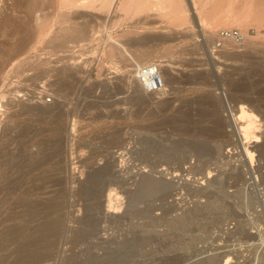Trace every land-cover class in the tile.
I'll use <instances>...</instances> for the list:
<instances>
[{
    "label": "rangeland",
    "instance_id": "rangeland-1",
    "mask_svg": "<svg viewBox=\"0 0 264 264\" xmlns=\"http://www.w3.org/2000/svg\"><path fill=\"white\" fill-rule=\"evenodd\" d=\"M123 1L127 0H116L108 13L99 6V2L97 7H93L81 6L79 2L78 5H71L74 3L73 0H0V103L2 102L0 104V149L5 143V134L12 129L11 127L14 128L15 125L30 129L35 125L31 119L32 116L24 112V105L32 102L51 105L58 101L60 105H64V114L66 113L63 114L62 123H65L63 140H65V149L67 148L65 158L62 155L59 158L62 162L58 172L61 171L60 177L67 183L69 192L73 190L71 194L74 195H69L68 207L66 206L67 209H65L68 227L75 230L86 214V208L90 205L91 207L106 205L104 196L102 194L100 196L101 184L104 185L105 189L102 191L105 194L108 192L109 196L114 198L113 201L116 202L119 199L123 204L115 209L114 215L111 216L113 220L110 232L112 233L109 234L110 240L107 245H104L106 251L92 249L99 264L107 263L106 258L110 261L107 264H203V260L206 261L209 258L211 262L208 260V264H214V262L215 264H264L263 152L260 148H253L255 143H252L250 149L255 153V162L251 163L246 156L244 158L241 155L236 146L228 145L224 150V153L228 155L220 158L215 166L214 163L206 162L210 159L207 156L202 158L201 155L190 151L188 152L192 155L188 154L187 148L195 139L193 133L190 131L182 134L175 127L177 123L182 125L197 122L209 123V118H201L200 110L209 111L210 115L215 110L221 112L224 108L221 96L228 94L233 101L232 105L237 106L243 103L258 116L257 123H260L258 129H261V134L264 133V21L257 22L255 16L260 9L264 11V1L259 0V2L262 1L259 6L257 0H193V2L166 0V5L160 7L155 5L156 0H150L148 6L140 8L144 0H134L127 18L121 16L120 3ZM196 13L204 18L203 26L195 22L194 14ZM233 29L243 33L245 36L243 43L219 39L218 34L221 30ZM159 34L161 38L167 40L163 45L156 46L158 41H150L151 43L142 41L144 37H159ZM125 39L129 41L136 39L135 43L138 44L133 43L134 46L128 48L135 56L139 51L145 55L150 49H153L154 53L148 58L142 57L143 60L141 59V62L139 60L140 66L132 61L125 63L124 59L116 53V45ZM23 41L24 44H22ZM135 56L133 58H136ZM74 58L75 60L78 58L79 63H76ZM155 64L160 66L162 75L168 81L161 94L157 93L158 100H155L157 102H152L145 109V104L140 105V102L138 103L135 99L137 91L127 89L125 78L127 76L136 78L140 68H150ZM61 68H68L73 72L72 79L69 78L68 81L71 84L61 83L58 76ZM173 78H177L176 82ZM200 80L201 83L204 82L203 80L207 82L201 85ZM54 81H57L56 84ZM230 82H233L232 85ZM146 95L149 96V94ZM146 95L142 94L143 101L145 97V100L148 99ZM52 99L55 101L53 102ZM163 99L165 100L162 101ZM211 99L216 101L213 100V102ZM148 112L153 114L147 115ZM155 123L159 125L153 127L152 124ZM39 127L44 130L49 125L43 124ZM188 127L191 128L190 124ZM261 136L263 139L264 135ZM36 139L40 142L44 141L45 146L49 148L51 145L48 143L53 144L50 133ZM149 140L151 143L148 142ZM32 143L26 147H19L18 153L22 156L27 155ZM146 146L148 150L155 146L157 149L160 148L162 155L166 153V157L164 155L165 158L161 157L160 151L159 153L156 151L158 154L156 152L153 154L154 151H148ZM125 147H129L130 150H126ZM165 147L168 151L163 149ZM228 148L231 152H228ZM176 149L180 150L177 154L173 152ZM169 152L175 153L174 157L177 156L179 159H174ZM94 153L97 157H94ZM118 154L121 156L119 157ZM180 154L186 155L185 164L184 161L181 163ZM94 159L96 167L101 165L102 167L104 165L103 168L106 167L103 173L104 179L101 176L96 182L89 180ZM57 161L58 158H52L47 165L25 175L17 189L12 188L15 193L6 188L0 190V257L2 260H7L5 264H9L13 259L12 251L17 243L11 244L7 250H1L5 240L2 233L8 228L24 224L23 219L17 217L25 213L26 203L35 205L47 203L52 196L50 192L53 189L51 187L53 177L41 176L43 173L53 172L50 168ZM142 164L165 172L163 175L168 176L166 178L161 173L165 179L175 180V183L178 181L179 186L175 189L177 191L173 190L172 196L164 201L167 195L162 193L163 197L159 193L158 196L153 195L157 199L147 196L128 203V198L133 195V192L139 193L135 190L139 177L135 175ZM153 164H161V166L153 167ZM190 165L194 170L188 168ZM167 167L169 170H166ZM215 167L217 168L214 170ZM4 170L6 171V168ZM208 170L212 172L211 180L215 179L213 181L217 182L212 181V185L206 184L204 179L205 185H202L204 178L202 176L208 177ZM148 173L161 177L160 173L152 171ZM13 176L16 178L19 175L16 173L9 177V182L15 179L12 178ZM187 178L190 181L183 183L184 180L182 182L181 179ZM198 178L199 180L201 178L200 182L195 181ZM116 179H120L119 182ZM1 182L3 181H0V186ZM114 182L117 183L114 185ZM180 183L183 184L180 185ZM39 185H42V188ZM84 185L86 188L89 186L95 189L94 192L90 195H79L78 190ZM8 192L11 197L8 196ZM211 203L216 206H212ZM14 206L15 209H13ZM126 206L129 208L127 214L124 213ZM201 206L206 209L202 211L203 213L190 217L191 221L190 219L185 221L184 218H188L185 214L188 215L189 212ZM121 214L123 217L120 216ZM22 217L27 219L26 214ZM252 221L256 222V226L252 227ZM142 237L146 240L144 241L143 238L141 242L139 239ZM251 237L254 238L251 239ZM70 246V244L64 245L65 252L61 254L62 256L56 254L58 256L55 255L54 263L62 262L63 264L62 257L71 253ZM92 246V243H86L84 247ZM103 258L105 261L102 260Z\"/></svg>",
    "mask_w": 264,
    "mask_h": 264
},
{
    "label": "bare ground",
    "instance_id": "bare-ground-1",
    "mask_svg": "<svg viewBox=\"0 0 264 264\" xmlns=\"http://www.w3.org/2000/svg\"><path fill=\"white\" fill-rule=\"evenodd\" d=\"M65 1V0H64ZM70 1V0H69ZM75 0H73L74 2ZM152 1V0H151ZM193 2V0H190ZM264 1V0H263ZM79 2V4L81 6H93V7H97V5L99 4V6L104 9L106 12L110 13V9L113 7V5L115 4L116 0H77L76 2L72 3L71 5H78L77 3ZM97 2H99L97 4ZM249 2V1H248ZM258 5L260 6V1L257 0ZM71 3V2H69ZM119 3V2H118ZM134 4V0H127L126 2L123 1L120 3V10L122 11V17L127 18V16L130 14L131 8L133 7ZM150 4V0H144L143 5H140V8H144L146 6H148ZM166 5V0H156L155 5L156 6H162ZM192 4V3H191ZM36 4H34L35 6ZM153 5V4H152ZM164 5V6H165ZM190 5V4H189ZM195 5V3H194ZM257 5V6H258ZM264 6V5H263ZM189 7V6H188ZM195 7V6H194ZM256 7V6H255ZM184 8V7H183ZM260 8V7H259ZM186 9V8H185ZM218 9V8H216ZM184 10V9H183ZM262 9H260L259 12H257L256 16V20L259 23H262L264 21V11H261ZM104 11V12H105ZM190 12V11H189ZM246 12V11H245ZM191 13V12H190ZM67 15V14H66ZM193 15V14H192ZM196 15V16H195ZM252 15V13H251ZM69 16V15H67ZM93 17H95L94 15H92ZM98 16V15H97ZM136 16V15H135ZM195 19L198 23V25L203 26L204 23V18L201 17V14H194ZM252 16V17H255ZM224 17V16H223ZM251 17V18H252ZM66 18V17H65ZM104 18V17H103ZM120 18V17H119ZM98 19V18H97ZM100 20V19H99ZM126 20V19H125ZM255 20V21H256ZM264 23V22H263ZM262 25V24H261ZM77 27V26H76ZM80 27V26H79ZM68 28H66L67 30ZM106 29V28H104ZM84 30V29H83ZM107 31V30H106ZM65 32V31H64ZM100 33V32H99ZM70 34V33H69ZM84 35V34H83ZM163 35V34H161ZM184 35V34H183ZM182 36V35H181ZM187 37L189 35H186ZM82 37V36H81ZM95 37V36H94ZM166 38V37H165ZM56 40V39H55ZM60 40V39H58ZM87 40V39H86ZM158 41L159 43L156 46H160L163 45L164 43L167 42V40H164V38L159 37L158 36H152V37H144L142 38V41ZM25 41V40H24ZM24 41L22 42V44H24ZM63 41V40H61ZM136 41V39H135ZM135 41H129V40H123L120 41V43H118L116 45V53L119 55V57H122L126 62L128 63H132L134 62L135 65H141V59L143 60V58H145V56L148 58V56H150L151 54H153V49H150L147 51V53L145 55H142L139 51V53H136L137 55H133L128 48L131 47L133 45V43H135ZM139 42V41H138ZM148 43V42H147ZM151 43V42H150ZM136 45L138 43H135ZM125 47H123V46ZM141 45V44H140ZM134 46V45H133ZM157 48V47H156ZM137 51V50H136ZM155 51V50H154ZM138 52V51H137ZM135 56L136 58H133V56ZM138 56V57H137ZM261 56V55H260ZM82 57V56H81ZM80 57V60L82 59ZM143 57V58H142ZM138 59V60H136ZM71 60V58H70ZM75 60V58H74ZM84 60V59H83ZM82 60V61H83ZM140 60V62H139ZM2 61V60H1ZM78 58L75 60L76 63L78 62ZM198 61V60H197ZM81 62V61H80ZM263 62V60H262ZM199 63V62H198ZM144 64V63H143ZM154 65V63H151ZM150 64V65H151ZM185 64V63H184ZM196 64V63H195ZM264 64V63H263ZM133 65V64H132ZM197 65V64H196ZM200 65V64H199ZM205 65V64H204ZM260 66V64H258ZM70 66V65H69ZM128 66V65H127ZM131 66V65H130ZM201 66V65H200ZM203 66V65H202ZM1 67V66H0ZM65 67V66H64ZM159 67V68H158ZM264 67V66H263ZM72 68V67H71ZM85 68V67H84ZM139 68V67H138ZM62 70L59 71L58 76L59 79L62 82H67L69 81V78L72 79V75L73 72H71L68 68H61ZM141 69V70H140ZM140 72L136 75V78H128V76L125 78V84L127 86V89H131V91L135 92L137 91V97L135 98L136 101H138V103L141 105L142 103L145 104V109H147L152 102H157L155 101L157 99V93L161 94V92L164 90L163 87H165V85L167 84V79L162 75V71L160 70V66L155 64V66H151L150 68H147L148 71V75H154V77H156V75H160L159 79L161 82V89H158L156 91L153 92H148L145 88V84H144V68H140ZM260 69V68H259ZM72 70V69H71ZM86 70V69H85ZM235 70V69H234ZM73 71V70H72ZM190 71V70H189ZM84 72V71H83ZM197 72V71H196ZM200 72V71H199ZM169 73V72H168ZM198 73V72H197ZM165 74V72H164ZM200 74V73H198ZM169 75V74H167ZM233 75V74H232ZM171 76V75H169ZM209 76V75H208ZM207 76V77H208ZM231 77V76H230ZM58 78V77H57ZM74 78V77H73ZM164 78V79H163ZM82 79V78H81ZM80 79V80H81ZM174 81L177 79L173 78ZM187 79V78H186ZM191 80V78H189ZM201 79V78H200ZM172 80V78H171ZM197 80V78H196ZM230 80V79H229ZM58 81V80H57ZM56 81V82H57ZM75 81V80H74ZM73 81V82H74ZM123 81V80H122ZM185 81V80H184ZM205 82V80H203ZM55 82V81H54ZM55 82V84H56ZM71 82V80H70ZM176 82V81H175ZM191 82V81H190ZM199 82V81H198ZM202 81L200 80L199 83H201ZM203 82V83H204ZM207 82V81H206ZM206 82L204 84H206ZM119 83V82H118ZM194 83V82H192ZM201 83V85L203 84ZM231 83V82H230ZM233 83V82H232ZM231 83V85H232ZM238 83V82H237ZM236 83V84H237ZM51 84V83H50ZM54 84V83H53ZM71 84V83H68ZM67 84V85H68ZM169 84V83H168ZM209 83H207L208 85ZM241 84V83H240ZM63 85H65V83H63ZM66 85V88L68 87ZM110 87V86H109ZM173 87V86H170ZM234 87V86H233ZM238 87V86H237ZM123 88V87H122ZM163 88V89H162ZM166 88V87H165ZM169 88V87H168ZM174 88V87H173ZM176 88V87H175ZM245 88V87H244ZM243 88V89H244ZM77 89V88H75ZM74 90V89H73ZM119 90V88H118ZM176 90V89H175ZM234 90V89H233ZM264 90V89H263ZM128 91V90H127ZM126 91V92H127ZM240 91V90H239ZM243 91V90H241ZM245 91V89H244ZM65 92V91H64ZM68 92V91H67ZM72 92V91H71ZM129 92V91H128ZM62 93V92H61ZM69 93V92H68ZM131 93V92H130ZM151 93V94H150ZM87 94V92H86ZM122 94V93H121ZM132 94V93H131ZM136 94H134L136 96ZM142 94L146 95L148 97L147 100L143 101V96ZM90 95V94H89ZM88 95V96H89ZM124 95V94H122ZM157 95V96H156ZM66 96V95H65ZM121 96V95H120ZM42 98V97H41ZM220 98V97H219ZM250 98V97H248ZM5 99V98H4ZM59 99V98H58ZM70 99V98H69ZM121 99V98H120ZM204 99V98H201ZM221 99L223 101L224 104V108L221 112H219V110H215L211 115L209 113V111L207 112L204 109L200 110L201 113V118L202 119H206L209 118L210 122L209 123H203V122H197V123H185V125H182L181 123H177L176 124V130H178L179 132H181L182 134H187L191 131V133H193L194 136V141L190 144V146L187 148V152L190 151L197 153L198 155H201L202 158H204L203 156H207L210 159L207 160L206 162L208 163H217V161L220 160V158H224L225 155L228 153H224L226 146L228 145H234V147L236 146L238 148V150L240 151L241 155L246 156V158H248L250 160L251 163L255 162L254 159V155L255 153L253 152V150H251V144L255 143V145L253 146V148H260L261 151L263 152L264 155V138L262 139L264 135V133H260L261 129L260 128V123L257 121L258 120V116L251 110L248 109L243 103L240 105H232V102L228 96V94H222ZM240 99V98H239ZM10 100V99H8ZM53 100V99H52ZM118 100V99H116ZM158 100V99H157ZM165 99H163L162 101H164ZM212 101L214 99H211ZM220 100V99H219ZM55 100H53L54 102ZM60 101V100H59ZM98 101V100H97ZM161 101V102H162ZM203 101V100H202ZM216 101V100H214ZM213 101V102H214ZM221 101V100H220ZM253 101V100H252ZM255 101V100H254ZM11 102V101H10ZM14 102V101H13ZM61 102V101H60ZM66 102V101H65ZM87 103V101H85ZM89 102V101H88ZM120 102V101H118ZM135 102V101H134ZM160 102V103H161ZM169 102V101H168ZM195 102V101H194ZM205 102V101H203ZM210 102V101H209ZM211 102V103H213ZM2 103V102H1ZM0 103V104H1ZM15 103V102H14ZM25 103V102H24ZM30 103V102H28ZM93 103V102H92ZM94 103L97 104L96 101H94ZM131 103V102H130ZM137 103V104H138ZM165 103V102H164ZM167 103V102H166ZM200 103V101H199ZM208 103V102H207ZM219 103V102H218ZM240 103V102H238ZM248 103V102H247ZM10 104V103H9ZM23 104V103H22ZM50 104V103H49ZM89 104V103H88ZM94 104V105H96ZM113 104V103H112ZM121 104V103H120ZM204 104V103H203ZM206 104V102H205ZM204 104V105H205ZM215 104V103H214ZM220 104H222V102H220ZM66 105V104H65ZM85 105V103H84ZM91 105V103H90ZM126 105V104H125ZM128 105V103H127ZM202 105V104H201ZM217 105V104H216ZM214 105V106H216ZM64 105H60V103L58 101H56L55 103L51 104V105H47V104H37L36 103H31L29 105H24L23 106V110L24 112L30 114L32 116L31 119H33V121L35 122V125L32 126V128L27 129V128H23L22 126H15L14 124V128L11 127L12 129H9L8 132L5 134V143L3 145V147L0 149V181L2 180L3 182H1V186H0V190L1 189H9L10 191L14 192L13 189H17L16 187L19 186L23 180V178L25 177V175L29 174L30 172H32L33 170L42 168L43 166L47 165L48 163H50L52 158H58V161L55 162V164L53 165L52 168H50L51 170H53V172L51 173H43V175L41 177H53V180L51 183L53 187V189L51 190L50 193H52V196L49 198V200L47 201V203H45L44 205H42V203H39L40 205H35V204H25L24 205V211L27 216V219H24L22 217V215L24 216V214H21V216L18 217L19 219H23L24 224H18L16 226H13L11 228H8V230L4 231L2 233L3 237H5L4 241H3V245L1 246V250H7V248L13 244V243H17L16 248L12 251V255H14L13 259L11 260V262L9 264H56L54 263L55 260V255L56 254H63L65 251L63 250L64 245L70 244L71 249H70V254L69 255H64V262H66V264H94L96 261L98 262V260L96 259L97 257L95 256L94 252H92V249H98V250H104L106 251V247L104 249V245H107L109 239V234L111 235L112 231L110 232L111 229V223L112 220V214L113 211L115 209H118L120 207L121 204V200L119 201H113L109 196V193L106 192V194L102 191L105 188H103V184H101V187H97L100 190V196L101 194L104 196V200L106 205L104 203V206H97L95 207H91L92 205H90L89 207L86 208V214L84 215V217L79 221L78 223V227L75 228V230H71L67 223H68V219H67V215H66V211L65 209H67V203H68V198L69 195H72L71 193H73L72 191L69 192V187L67 188V183L63 182V179L60 177L61 176V171L58 172V170H60L59 166L62 162L61 159H59L61 157V155L65 158V153L67 152V148L65 149V140H63V136H64V132L66 130L65 128V123H62V117L66 114H64ZM134 106V105H133ZM136 106V104H135ZM210 106V105H209ZM213 106V107H214ZM88 107V106H86ZM139 107V105H138ZM201 107V106H200ZM199 107V108H200ZM218 107V105H217ZM258 107V106H257ZM84 108V107H83ZM198 108V110H199ZM216 108V107H215ZM124 109V108H123ZM156 109V108H154ZM219 109V107H218ZM117 110V109H116ZM152 110V108H151ZM187 110V109H186ZM212 110V109H211ZM138 111V110H137ZM155 111V110H154ZM157 112V111H156ZM119 113V112H118ZM133 113V112H132ZM188 113V112H187ZM191 113V112H189ZM199 113V114H200ZM24 114V113H23ZM64 114V115H63ZM117 114V113H116ZM152 115L151 112H148L147 115ZM264 114V113H263ZM115 115V112H114ZM119 115V114H118ZM121 115V113H120ZM146 115V114H145ZM193 115V114H192ZM116 116V115H115ZM187 117V116H186ZM191 117V116H190ZM178 118V117H176ZM194 118V117H193ZM200 118V119H201ZM264 118V117H263ZM174 119V118H173ZM181 119L182 116H181ZM179 119V120H181ZM186 119V118H185ZM198 119V118H197ZM260 119V118H259ZM178 120V119H176ZM178 120V121H179ZM182 121V120H181ZM186 121V120H184ZM163 122V121H162ZM188 122V121H187ZM208 122V121H207ZM261 122V121H260ZM18 123V122H17ZM22 123V122H20ZM168 123V122H165ZM49 125L48 128H45L44 130H41L39 126L41 125ZM190 124V127H188V125ZM259 124V125H257ZM153 127L156 125H159V123H155L152 124ZM26 126V125H25ZM44 127V126H43ZM67 127V126H66ZM170 127V126H169ZM172 127V126H171ZM262 128V127H261ZM5 129V128H4ZM155 130V129H154ZM5 131V130H4ZM125 132V131H124ZM263 132V130H262ZM47 133H50V136H52V141L53 144L48 143V145H51L50 148L46 147L45 144L43 142L38 141L36 138H38L39 136H46ZM127 133V132H126ZM260 135H259V134ZM190 135V134H189ZM192 136V135H191ZM154 140V139H153ZM169 140V139H168ZM51 141V142H52ZM146 141V140H145ZM155 141V140H154ZM159 141V140H158ZM33 142V143H32ZM150 142V140L148 141ZM213 142V143H212ZM29 143H32L29 146V152L27 153V155L25 154V156H22L21 153H18L19 151V147H26L29 145ZM151 143V142H150ZM181 143V142H180ZM260 143H262L261 145H259ZM146 144V142H145ZM153 144V143H152ZM151 144V145H152ZM185 144V143H183ZM129 145V144H128ZM156 145V144H155ZM176 145V144H175ZM181 145V144H180ZM133 146V145H130ZM157 146V145H156ZM155 146V147H156ZM183 146V145H182ZM155 147H151L149 148L150 152L154 151L153 154H155V152L160 151V148H155ZM173 147V146H172ZM175 147V146H174ZM126 148V147H125ZM132 148V147H131ZM147 148V146H146ZM162 148V147H161ZM128 148H126V150H128ZM133 149V148H132ZM166 150V147L163 148ZM168 149V148H167ZM172 149V148H171ZM189 149V150H188ZM229 149V148H228ZM125 150V149H124ZM123 150V151H124ZM130 150V149H129ZM146 150V149H145ZM148 150V148H147ZM148 150V151H149ZM182 150V149H181ZM168 151V150H166ZM170 151V148H169ZM180 150L174 151L176 154L179 152ZM227 151V150H226ZM117 152V151H116ZM119 152V151H118ZM121 152V151H120ZM125 152V151H124ZM146 152V151H145ZM149 152V153H150ZM156 152V153H157ZM161 152V151H160ZM173 152H169V155L173 156L175 155V153ZM182 152V151H181ZM228 152H231L230 149ZM261 152V153H262ZM159 153V152H158ZM157 153V154H158ZM164 153V150H163ZM172 153V154H170ZM186 153V152H185ZM184 153V154H185ZM188 152V154H191ZM121 154V153H119ZM118 156L120 157L121 155ZM123 154V153H122ZM127 154V153H126ZM130 154V153H129ZM143 154V153H142ZM146 154V156L148 155V153H144V155ZM174 154V155H173ZM183 154V152L181 153ZM180 154V155H181ZM94 157H97L96 154H93ZM124 155V154H123ZM161 157L164 155H162L161 152ZM192 155V154H191ZM150 156V155H149ZM157 156V155H156ZM166 157V153L164 155ZM163 156V158H165ZM189 156V155H188ZM114 157V156H112ZM124 157V156H122ZM151 157V156H150ZM160 157V156H159ZM194 157V156H193ZM67 158V157H66ZM116 158V157H115ZM157 158V157H156ZM169 158V157H168ZM171 158V157H170ZM177 158V156H176ZM174 157V159H176ZM186 155H181V163L182 161H184L185 164V159H186ZM200 158V157H199ZM123 160V158H121ZM151 159V158H150ZM179 158H177L176 160H178ZM198 159V158H197ZM236 160V159H235ZM204 161V160H203ZM226 161V160H225ZM228 161V160H227ZM226 161V162H227ZM246 161V159H245ZM127 162V160H126ZM205 162V163H206ZM230 162V161H229ZM178 163V161H177ZM180 163V165H181ZM201 163V162H200ZM204 163V162H203ZM206 163V164H208ZM152 164V163H151ZM188 164V163H186ZM189 164H191V162L189 161ZM195 164V163H194ZM198 164V163H197ZM213 164V165H214ZM101 165V164H100ZM123 165V164H122ZM120 165V166H122ZM156 164H153V167ZM183 165V164H182ZM220 165V164H219ZM218 165V167H219ZM252 165V164H251ZM107 166V165H105ZM157 166H161L160 165H156ZM178 166V165H177ZM195 166V165H194ZM203 166V164L201 165ZM216 166V164H215ZM253 166V165H252ZM104 167V165H103ZM102 165L101 166H95V159L93 160V164L91 165V171L89 173V180L95 181L97 179H100V177L102 176V178L104 177L103 173H104V169ZM125 167V166H124ZM129 167V166H128ZM131 167V166H130ZM181 167V166H180ZM178 167V168H180ZM205 167V166H204ZM4 168H6V171L4 170ZM132 168V167H131ZM150 168V169H148ZM172 169V167H170ZM188 168H193V166L190 165V167L188 166ZM202 168V167H201ZM217 167L214 168V170ZM154 169H156L154 167ZM152 169L150 166L148 165H143L137 169L136 171V175L137 177H139V181L136 183L137 187L135 190H138L139 193L133 192V195L128 198V203H130L131 201H136V200H140L142 198H145L147 196H153V195H160L159 193H164V195H167V197L165 196L164 200H167V198L170 196H172V191L175 190L179 185H178V181L175 183V180H168L165 179L168 176L163 175V173L160 170H154ZM170 169V170H171ZM177 169V168H176ZM181 169V168H180ZM183 169V168H182ZM200 169V168H199ZM122 170V169H121ZM166 170H169V168L167 167ZM175 170V168H174ZM194 170V168H193ZM213 170V169H210ZM64 171V170H63ZM156 172V173H161L162 175L165 177L163 178V176H161L160 178H158V176H154L153 174H150L148 172ZM165 171V170H163ZM179 171V170H178ZM182 171V170H181ZM209 171V170H208ZM218 171V170H217ZM49 172V171H47ZM57 172V173H56ZM109 172V171H108ZM170 172V171H169ZM177 172V171H176ZM184 172V170H183ZM189 172L191 173V170H189ZM193 172V171H192ZM16 173L19 175L18 177H12L15 178L13 179V181L9 182V177L11 178L12 175H16ZM118 173V172H117ZM129 173V172H128ZM131 173V172H130ZM147 173V174H146ZM173 173V172H171ZM182 173V172H181ZM180 173V174H181ZM196 173H198L196 171ZM210 173V175H209ZM212 172H208V177L202 176L204 177L202 180V185L205 183L206 184H211V182L213 180H211V175ZM214 173V172H213ZM107 174V173H105ZM123 174V173H122ZM126 174V173H125ZM169 174V173H168ZM178 174V173H177ZM39 175V174H38ZM172 175V174H171ZM215 175V174H214ZM68 176V175H67ZM108 176V175H107ZM106 176V179H107ZM122 176V175H121ZM124 176V175H123ZM134 176V177H135ZM176 176V175H174ZM186 176V175H184ZM40 177V178H41ZM125 177V176H124ZM177 177V176H176ZM201 177V178H202ZM101 178V179H102ZM116 178V176H115ZM175 178V177H174ZM190 178V177H189ZM181 179L182 182L184 180L183 183H185V181H190V179ZM201 178L199 180H195V181H201ZM9 179V180H8ZM43 179V178H42ZM104 179V178H103ZM136 179V178H135ZM133 178V180H135ZM204 179H205V183H204ZM114 180V179H113ZM117 180V179H116ZM120 180V179H118ZM117 180V181H118ZM137 180V179H136ZM180 180V179H179ZM222 180V179H221ZM220 180V181H221ZM46 181V180H45ZM115 181V180H114ZM194 181V180H192ZM31 182V181H30ZM108 182V181H107ZM113 182V181H112ZM119 182V181H118ZM181 182V181H180ZM217 181H213V183H216ZM66 183V184H65ZM91 183V181H90ZM99 183H101L99 181ZM109 183V182H108ZM111 183V182H110ZM109 183V184H110ZM117 182H114V185ZM183 183H180L183 184ZM219 183V182H218ZM95 184V183H94ZM134 184V183H133ZM34 185V184H32ZM106 185V184H105ZM188 185V184H187ZM212 185V184H211ZM40 188H42V185H39ZM214 186V185H213ZM93 187V186H92ZM13 188V189H12ZM49 188V187H48ZM109 188V187H108ZM186 188V187H185ZM202 187H200L201 189ZM34 189V188H33ZM130 189V188H129ZM194 189V188H193ZM192 189V190H193ZM95 189H91L89 188V186L86 188L85 185L81 187L80 190H78L80 193L79 195H90L94 192ZM134 190V191H135ZM27 191V189L25 190ZM34 191V190H33ZM50 191V190H49ZM177 191V190H175ZM174 191V192H175ZM204 191V190H203ZM215 191V190H214ZM24 192V191H23ZM129 192V191H128ZM199 192V190H198ZM211 192V191H210ZM220 192V191H219ZM9 193V192H8ZM15 193V192H14ZM77 193V192H75ZM74 193V194H75ZM77 193V194H78ZM136 193V194H134ZM128 194V193H126ZM177 194V193H176ZM198 194V193H197ZM201 194V193H200ZM199 194V195H200ZM7 195V193H6ZM5 195V196H6ZM98 195V194H97ZM111 195V194H110ZM157 195V196H158ZM174 195V193H173ZM195 195V194H194ZM8 196H10V193L8 194ZM8 196L6 198H8ZM15 196V195H13ZM74 196V195H72ZM129 196V194H128ZM156 196V197H157ZM160 196H163L160 195ZM214 196V195H213ZM217 196V195H216ZM220 196V195H219ZM237 196V195H236ZM11 197V196H10ZM91 197V196H90ZM99 197V195H98ZM154 197V196H153ZM164 197V196H163ZM162 197V198H163ZM198 197V195H197ZM223 197V196H222ZM4 197V199H6ZM149 198V197H148ZM161 198V200H162ZM183 198V197H182ZM86 199V198H84ZM152 199V198H150ZM154 199H157L154 197ZM26 200V199H25ZM153 200V199H152ZM150 200V201H152ZM211 200V199H210ZM216 200V199H215ZM156 201V200H155ZM213 201V200H212ZM222 201V199H221ZM30 202V201H29ZM28 202V203H29ZM34 202V201H33ZM100 202V201H99ZM120 202V203H118ZM123 202V201H122ZM96 203V202H94ZM140 203V202H139ZM224 203V202H223ZM228 203V202H227ZM38 204V203H37ZM137 204V203H136ZM150 204V203H149ZM155 204V203H153ZM210 204V203H209ZM213 203H211L212 205ZM16 205V204H15ZM69 205V204H68ZM138 205V204H137ZM156 205V204H155ZM165 205V204H164ZM202 205V204H201ZM215 205V204H214ZM212 205V206H214ZM23 206V205H22ZM67 206V207H66ZM88 206V205H87ZM133 206V205H132ZM163 206V205H162ZM216 206V205H215ZM71 207V206H70ZM134 207V206H133ZM139 207V206H138ZM156 207V206H155ZM3 208V207H2ZM149 208V207H147ZM168 208V207H167ZM213 208V207H212ZM15 209V206L14 208ZM121 209V208H120ZM130 209H131V204H130ZM136 209V208H135ZM142 209H144L142 207ZM161 209V208H160ZM71 210V208L69 209ZM126 211H124V213L127 214V212H129V208L126 206L125 208ZM140 210V209H139ZM148 210V209H146ZM156 210V209H154ZM153 210V212H155ZM165 210V208H164ZM168 210V209H167ZM185 210V209H184ZM191 210V209H190ZM206 210L205 208L203 209V207H198L195 211H192L190 214L188 213V215L185 214V216H187L188 218H183L186 220L191 221L192 218L190 217H194V216H199L201 213H203L202 211ZM248 210V209H247ZM23 211V212H24ZM144 211V210H143ZM22 212V211H21ZM69 212V211H68ZM150 212V211H149ZM71 213V211H70ZM70 213H68L69 215H71ZM73 214L75 212H72ZM123 213V214H124ZM72 214V216H73ZM117 214V213H115ZM210 214V213H209ZM76 215V214H75ZM114 215V214H113ZM129 215V214H128ZM71 216V218H73ZM119 216V215H118ZM122 216V214L120 215ZM138 216V215H137ZM143 216V215H142ZM204 216V215H202ZM70 217V216H68ZM77 217V216H75ZM114 217V216H113ZM123 217V216H122ZM126 217V215H125ZM130 217V215H129ZM132 217V216H131ZM148 217V216H147ZM138 218V217H137ZM144 218V217H143ZM208 218V217H207ZM215 218V217H214ZM7 220V218H4ZM74 219V218H73ZM139 219V218H138ZM146 219V218H145ZM150 219V218H149ZM178 219V218H177ZM134 220V219H133ZM182 220V219H181ZM210 220V219H209ZM78 221V220H77ZM255 221V220H254ZM252 221V227L256 226V222ZM4 222V221H3ZM154 222V221H153ZM203 222V220H202ZM204 223V222H203ZM208 224V223H207ZM146 225V224H145ZM202 225V224H201ZM242 226V225H241ZM245 227V226H244ZM251 227V226H250ZM249 228V227H248ZM144 229V228H142ZM224 229V228H223ZM253 229V228H252ZM258 229V228H256ZM140 230V229H139ZM225 231V230H224ZM139 232V231H138ZM228 232V231H227ZM248 232V231H247ZM1 233V232H0ZM217 233V232H216ZM151 234V233H150ZM256 234V233H255ZM146 235V234H145ZM149 235V234H148ZM254 235V234H253ZM261 235V233H260ZM251 236V235H250ZM8 237V238H7ZM115 237V236H114ZM245 237V236H243ZM144 237H142V239L140 238L139 240H143ZM150 238V237H149ZM254 238V237H253ZM251 237V239H253ZM263 238V237H262ZM261 238V239H262ZM146 239L144 238V241ZM256 240V239H255ZM129 241V240H128ZM138 241V240H137ZM143 241V242H144ZM250 241V240H247ZM256 242V241H255ZM1 243V242H0ZM86 243H92L93 246L92 247H84L86 245ZM129 243V242H128ZM139 243V242H138ZM237 243V242H236ZM250 243V242H249ZM252 243V242H251ZM127 244V243H126ZM135 244V243H134ZM244 244V243H243ZM255 244V243H254ZM248 246V244H246ZM245 246V245H244ZM251 246V245H249ZM137 247V246H136ZM238 247V246H237ZM243 248V247H242ZM108 249V248H107ZM243 250V249H242ZM9 254V253H8ZM89 254V256H88ZM110 254V253H109ZM86 255V257H85ZM111 255V254H110ZM109 255V256H110ZM134 255V254H133ZM218 255V254H217ZM58 255H56L57 257ZM62 256V255H61ZM129 256V255H128ZM123 257V256H122ZM100 258V257H99ZM213 258V257H212ZM219 258V257H217ZM1 259V257H0ZM59 259V258H58ZM57 259V260H58ZM101 259V258H100ZM99 259V260H100ZM105 258H103L102 260H104ZM222 259V258H221ZM101 260V261H102ZM108 260L109 259H105ZM104 260V261H105ZM110 260L111 262V256H110ZM126 260V259H125ZM128 260V259H127ZM210 260V258L208 259ZM208 260H203V264H206L207 262H209ZM214 260V258H213ZM6 259L5 260H0V264H5L6 263ZM60 261H62L60 259ZM59 261V262H60ZM103 261V262H104ZM107 263H110V261ZM123 261V260H122ZM58 262V261H56ZM63 262V264H65ZM96 262V264H97ZM119 262V260H118ZM125 262V261H124ZM128 262V261H127ZM201 262V261H200ZM211 262V260H210ZM62 263V262H61ZM58 263V264H61ZM102 263V262H101ZM100 263V264H101ZM107 263H102V264H107ZM225 263V262H224ZM8 264V263H7ZM99 264V262H98ZM125 264V263H124ZM127 264V263H126ZM175 264V263H174ZM202 264V263H201ZM208 264V263H207ZM213 264V263H210ZM215 264V262H214Z\"/></svg>",
    "mask_w": 264,
    "mask_h": 264
},
{
    "label": "built area",
    "instance_id": "built-area-1",
    "mask_svg": "<svg viewBox=\"0 0 264 264\" xmlns=\"http://www.w3.org/2000/svg\"><path fill=\"white\" fill-rule=\"evenodd\" d=\"M218 37L220 40H233L237 43H243L245 41V36L243 35V33L236 29L221 30L218 34ZM143 74L144 84L147 91L153 92L162 87L158 75H156V77H154V75H148L147 68L144 69Z\"/></svg>",
    "mask_w": 264,
    "mask_h": 264
}]
</instances>
